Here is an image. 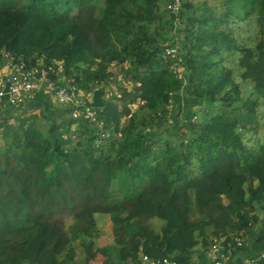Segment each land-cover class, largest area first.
Wrapping results in <instances>:
<instances>
[{"label": "trees", "instance_id": "1", "mask_svg": "<svg viewBox=\"0 0 264 264\" xmlns=\"http://www.w3.org/2000/svg\"><path fill=\"white\" fill-rule=\"evenodd\" d=\"M225 2L228 13L236 12L237 6L246 15L258 16L262 32L258 53L244 49L240 66L244 68L242 80L254 82V91L264 103V0ZM167 4L168 0H0V66L5 51L31 65L37 60L47 65L61 62L66 81L73 79V84L93 93L90 104L102 109V132L109 133L104 139L99 127L73 120L68 107L39 92L30 104L0 112V174L4 170L1 157L18 156L21 166L35 165L40 188H55L60 197L72 195L78 202L81 183L99 169L100 159L117 156L120 167H114L119 169L117 180L122 185L116 195L119 201L99 197L94 205L78 209L75 217L108 214L113 227L145 237L142 249L119 242L95 251L94 242H86L80 263L71 258L72 241H65L60 219L37 218L31 203L16 196L7 204L0 201V264H88L98 252L106 256L104 264H128L142 252L195 264L193 257L204 259V248L214 235L241 230L249 248L236 252L239 257L234 262L264 250V220L256 213L257 206L264 208V135L260 151L252 152L240 131L256 127L260 101L243 97L239 82L224 75L228 70L221 49L234 51L238 46L220 28L222 20L208 4H203L204 14L192 0H182L177 12ZM161 5L170 14L169 23H177L196 40L197 54L191 60L179 48L178 69L172 67L176 62L172 57H165L174 30L160 23ZM157 19L158 26L151 27ZM108 34L123 39V54L131 58L133 72L143 77L146 90L140 110L147 109L157 123L174 127L176 138H169L165 146L155 142L156 132L147 134L149 123L144 118H132L122 130L123 117L131 113L119 107L115 96L105 99L101 85L94 92L111 77L107 68L117 59L97 54L96 39ZM205 102L219 106L208 112ZM34 109L39 115L25 116ZM121 136L124 140L115 148ZM192 158L199 161L194 177ZM248 176L257 188L249 189ZM114 179L106 180L113 183ZM179 181L190 184L176 194L173 189ZM216 190L235 202L224 205L221 198L214 199ZM197 195L206 201L214 199L217 218L200 210ZM181 214L200 219L183 231ZM144 217L161 219L162 234L144 229L139 221ZM211 226H216L212 233Z\"/></svg>", "mask_w": 264, "mask_h": 264}, {"label": "rangeland", "instance_id": "2", "mask_svg": "<svg viewBox=\"0 0 264 264\" xmlns=\"http://www.w3.org/2000/svg\"><path fill=\"white\" fill-rule=\"evenodd\" d=\"M16 1L19 2L20 0ZM192 2L196 5V7H198V11L201 14H204L206 7H203V4L206 2L212 12L222 20L220 28L229 33L231 39L238 46L237 50L234 51H229L225 48L221 49L223 66L228 70L226 73H224V75L226 76L227 74H230L235 80L239 82L243 97L255 99L258 98L260 101V105L258 107L259 118L256 127H248L244 130H240L243 133L244 141L248 148L252 152H258L260 151V146L264 135V103L262 98H260L254 91V82L251 80H242L241 74L244 71V68L240 66V59L244 55V49L253 48L256 52V55L258 53L257 46L262 38L261 28L258 24V16L254 12L250 15H246L245 11L237 6L236 12L228 13L229 5L225 2V0H192ZM159 12H161L160 23L164 25L163 28H173L174 30V37L168 42V44L166 43V46L176 47L178 51L179 48L182 47L183 51L180 49V54L182 56L186 55L190 60L195 58L197 54V50L195 48L196 40L195 38L193 39L191 32H187L183 27L178 26L177 23H169L171 17L169 12L164 10L163 5L159 7ZM158 24L159 19H157V22L153 23L151 27L154 28L158 26ZM195 28H197V26ZM96 42L99 46L97 54L100 57L105 56L107 59L117 57L116 61H113L107 68V71L110 73L111 77L102 84L103 91L101 94H103L105 99L115 96V102L119 105V107L121 109L126 108L131 113L128 116L123 117L121 127L122 130L127 128L132 118H136L138 120H143L144 118L146 122L149 123L146 129L147 134L153 135L155 132L157 133L158 136L156 135L154 140L155 142H158V146H165L169 138L171 140H175L176 137L173 136V126L171 127V125L168 123H157V120L153 119V116L150 117V113L147 109L140 110L141 105L144 103L143 97L146 89L143 84V77L140 74L133 72L135 67L131 58L125 56L122 52L123 39L118 37L116 34H108L98 40L96 39ZM165 57H167V55H165ZM97 60H102V58ZM197 64L200 65L201 63L198 61ZM184 67L185 66L183 65L182 69H184ZM204 106L209 112L213 107H217L219 105L218 103L212 105L211 102H205ZM37 112L38 109L30 110L25 114V116L32 117L34 114L39 115ZM201 121L202 118L199 119V122ZM17 123H19V121H17ZM123 140L124 139L121 136L117 141L115 148H117L120 144L119 141ZM85 141H88V139L86 138ZM5 143L6 142L4 140L1 141V149L3 151L6 147ZM198 165V159L192 158L190 165L192 172L191 177L197 175ZM118 166L120 167L119 164ZM186 182L179 181L173 189V192L177 194L184 191L185 187L190 184ZM81 208L82 206L80 202L68 205V208L65 209L64 214L59 216L61 218V225L63 227L72 226L74 218H76L75 214ZM257 212L262 214L264 213V210L258 208ZM84 216L86 219V224L83 227L86 228V225L89 224V222H92L90 218L93 217V215L91 216V214H85ZM141 219L145 226L148 227V230H154L156 233L162 234L164 223L161 219L157 217H144ZM195 219L198 221L200 218L194 217V220H191L196 221ZM101 223H104V228L107 225L110 226L109 219L103 220ZM215 229L216 226H211L209 228V232L212 233ZM218 229L220 228L218 227ZM82 233L85 234V231H82ZM66 239L67 238H65V240ZM142 240H145V237H143L141 241ZM76 242L77 241H73L72 245L69 247V253L73 251L71 258L81 263L84 260L85 254L81 245Z\"/></svg>", "mask_w": 264, "mask_h": 264}, {"label": "crops", "instance_id": "3", "mask_svg": "<svg viewBox=\"0 0 264 264\" xmlns=\"http://www.w3.org/2000/svg\"><path fill=\"white\" fill-rule=\"evenodd\" d=\"M1 161V167L4 169L3 173L0 174V201L2 203L7 204L12 198L18 196L21 200H26L31 203L37 218L45 219H61L59 216L64 214L68 205L77 203V200H75L72 195H69L66 199L60 197L55 188H40L38 186L39 177L36 174V167L34 164L31 163L26 166H21L18 156L1 157ZM117 161V156H114L112 159L108 156L106 158H101L99 169L81 183L78 202L81 203L82 207L94 205L99 197L109 198L108 200L113 203L119 201L116 195L119 193L122 185L117 180L119 172V169L115 168L119 164H117ZM243 171L246 173V170ZM109 177L115 178L113 183L106 180ZM248 182L249 189L257 188L254 187L255 181L250 176H248ZM111 193L114 194V196L111 195V197H109ZM216 198H221L224 205L235 202L229 195L222 194L218 190H216L214 199ZM214 199L206 201L200 195H197L200 210L217 218L219 211L215 205ZM258 208L261 210H264V208L261 206L256 207L257 215L264 220V213L259 214L257 212ZM181 216L185 219L184 224L181 225V230L183 231L199 221L196 219V221H192L191 219L194 220V217L187 214H181ZM90 219L92 222H89L86 228L83 227L86 224L84 215L80 218H74L72 226L63 227L60 223L67 235L66 238L68 240L65 241H69V243L72 240L74 242L77 241L76 243H79L82 248L83 244L86 242L93 241L95 251L107 245H117L119 242L126 243L130 249L143 248L145 244V240H142L143 242L141 241L143 236H131L127 228L113 227L110 215L96 213ZM106 219L110 220V226L107 225L104 228V223L102 224L101 222ZM139 221L141 226L148 230V227L145 226L142 219ZM82 231H85V234L82 233ZM238 257L239 256H235L233 259L236 260ZM106 259L105 255L98 252L94 258L90 259L88 264H104Z\"/></svg>", "mask_w": 264, "mask_h": 264}, {"label": "built area", "instance_id": "4", "mask_svg": "<svg viewBox=\"0 0 264 264\" xmlns=\"http://www.w3.org/2000/svg\"><path fill=\"white\" fill-rule=\"evenodd\" d=\"M182 0H168V8L172 11L180 9ZM167 56L175 60L172 66L179 67L180 58L178 49L173 46H165ZM182 67L180 68V71ZM63 65L61 62L45 64L42 60H37L33 65L24 58L16 56L10 51L3 54L0 66V112L7 107H24L30 104L37 93L44 92L49 95L53 102L66 106L70 109V116L73 120H84L99 127L102 137L108 138L109 133H103L104 121L101 119L102 109L97 110L92 104V94L87 93L73 84V79L65 80L62 75ZM55 76L57 80L53 79ZM64 81L65 85H59ZM99 83L94 92L99 90ZM249 243L244 230L221 233L214 235L210 239L209 245L204 248V259L194 256L192 261L195 264H264V250L253 255L245 256L241 261L234 262L237 254L246 251ZM128 264H180L171 255L151 256L146 252L139 254L135 260H130Z\"/></svg>", "mask_w": 264, "mask_h": 264}]
</instances>
